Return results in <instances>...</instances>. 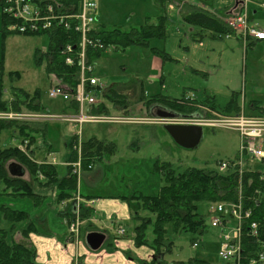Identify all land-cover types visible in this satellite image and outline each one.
Listing matches in <instances>:
<instances>
[{
	"label": "rangeland",
	"instance_id": "374dc122",
	"mask_svg": "<svg viewBox=\"0 0 264 264\" xmlns=\"http://www.w3.org/2000/svg\"><path fill=\"white\" fill-rule=\"evenodd\" d=\"M94 1L98 7V16L106 29L125 31L142 25L147 16L153 18L159 14L165 16V37L152 38L146 44H132L122 49L116 44H112L117 50L107 52L101 60L102 80L107 86L132 83L137 79L143 82L144 91L148 96L162 95L169 99H197L203 102L210 95V99L214 97L217 99V109L221 110L226 107L231 99L233 89L238 91H236L237 96L240 98L245 81L242 58L247 47L244 46L245 50L239 47L235 49V53L225 54L224 51L226 53L232 51L229 44L233 42V39L224 41L217 37L213 38L206 30L201 31L199 27L190 30L191 25L184 19L185 4H183L192 2L196 3V7H198L199 3L204 5L210 13L224 15L226 10L222 7L227 6L229 8L235 0H187L185 2L183 0H164L161 8L155 4L154 1L156 0ZM190 5L195 6L194 4ZM250 6L253 7L256 4L249 5L250 24L259 25L264 29V10L259 8L257 14L252 13L253 19L251 20ZM4 11L2 6V13L5 17ZM198 33L203 35L202 39ZM7 36L4 47L1 46L2 38L0 37V67L1 65L4 67L3 73L0 75V93L2 94L0 102H9L13 88H16L18 95H21L23 91L29 92L30 96L37 92L39 103L50 113L59 114L63 109L64 100L61 97L53 98L49 95L52 76L48 68L49 55L47 51L50 50V35L45 33L41 35L9 34ZM223 42L225 43L221 48L219 44ZM156 50L166 51L171 58L160 55L161 59L156 55ZM59 57L62 58V55ZM259 70L264 73V65H260ZM11 72H18L19 77L15 76V73L11 75ZM133 84L135 85L128 86L126 91L131 96L130 115L136 117L141 113L148 112L143 106L144 104L142 105L141 101L137 100L139 98L136 95L139 96L141 93L139 85L136 86V82ZM262 84L264 86V78H262ZM156 111L152 107L150 108V113L155 115L154 117H157L158 112L156 113ZM111 113L110 116L115 115L114 112ZM214 117L216 116L214 115ZM41 122L44 123L43 127L35 134L38 141H43L45 138L46 144H52L53 156L49 157V160H52L54 155L58 160H61L65 150V137L75 134L77 130H71L72 124L67 120L55 119ZM156 122L150 119L148 124L105 121L84 123L82 128L86 136H95L102 141L114 142L116 148L109 153L103 152L102 157L96 161L94 169L97 177L86 180L81 175L79 186L82 181V193L84 195L93 193L104 198L140 193L156 194L165 184L161 171L156 168L159 163L170 162L177 171H184L189 167L219 171L221 162L234 161L241 156V138L237 130L220 126H205L200 144L194 148H184L175 142L163 125L157 126ZM6 132L11 135L12 128L6 127L4 129L1 138L3 143L7 141ZM11 145L16 144L11 143L7 146ZM262 147L264 148V137ZM251 161L245 159L242 173L247 170V166H250V169L264 172V161ZM60 170L61 173L65 171L61 168ZM86 172L91 171H85L82 174ZM56 183L58 194L59 182L56 181ZM50 186H54V182ZM51 193L53 196V191L48 194ZM4 196H8V194L6 193ZM18 196L16 195L14 198L16 199ZM22 197L30 198V196ZM43 199L45 200L42 196H35L34 207H40ZM64 200L59 201L63 202ZM136 201L134 200L136 204L127 202L132 218L126 219L125 222L129 227L131 240H133L136 224L133 219L134 210H138ZM5 202L7 204H3L8 205L12 210L27 212L15 208L14 204ZM215 205L213 203L201 205L200 210L206 220V226L202 233L188 231L176 235L169 234L174 244L172 249L163 255L165 260L170 263L188 262L191 258H198L208 261L210 264H222L218 255L221 245L219 229L211 225L213 215L209 211ZM80 206L85 209L83 204ZM227 206L229 207L230 204L227 203ZM65 209L68 211L69 207L66 206ZM89 209L91 207H87L88 211ZM96 209L100 211L98 206ZM3 211L0 213V222L1 219H4V227L0 225V229H5L6 232L8 230L10 240V232H13L16 226L14 227V222L7 220L6 212ZM27 213L30 216V213ZM106 216L107 214L100 211L99 218H96L94 222L98 228L105 230L108 234L109 239L107 238L103 249H113L109 243L113 241L114 236L116 237L115 230L112 226V229L107 228V224L110 226V222L104 220ZM9 223L12 224L8 226ZM17 223L19 226L22 225V222ZM85 227L87 226L82 227V243L85 240ZM195 242L197 246H194ZM26 243L29 241L27 240ZM122 252L138 264V259L150 260L155 257L152 255L153 253L143 255L137 247L136 249L128 247ZM89 254L93 255V252L87 251V255ZM96 254L101 256L100 252Z\"/></svg>",
	"mask_w": 264,
	"mask_h": 264
},
{
	"label": "trees",
	"instance_id": "16d2710c",
	"mask_svg": "<svg viewBox=\"0 0 264 264\" xmlns=\"http://www.w3.org/2000/svg\"><path fill=\"white\" fill-rule=\"evenodd\" d=\"M74 2L77 4L78 0H74ZM158 2L163 3L164 1L158 0ZM185 20L191 25L199 27L201 31L209 30L215 33V35H222L230 30L226 22H223L207 10L195 9L185 16ZM8 22L9 20L4 18L3 30L5 34L16 33L6 29ZM165 27V16L160 15L156 19L147 18L139 27H132L125 31L119 29L104 30L102 32H95V34L107 44H116L122 49L132 44H146L152 38L165 37ZM51 35L53 37L51 45L53 58L49 63L50 72H55L57 76L75 85L77 67L65 65L63 58L59 57L60 44H64L63 41L69 37V32L59 31ZM156 52H159L165 58H170L169 54L164 50ZM100 53L99 51L90 52L89 58L92 60L96 59V57L101 55ZM14 93L16 96H14L12 106H2L0 109H13L19 112L35 109L39 105V102L36 101L38 98L37 92L33 93L32 96L27 91H23L21 95H18L16 90ZM108 94L110 99L114 100L115 98L120 103H122V97H125V95L116 91L115 88H110L105 93V95ZM158 99L167 101L174 109L182 111L180 113L187 111V113H195L198 109L189 103L190 100L169 99L162 95H157L152 100L149 99L148 103L158 101ZM73 105L77 106L75 103ZM99 110L106 111L104 107L95 109L97 112ZM222 110L229 113L239 112L241 107L238 105L237 97L234 96L230 99ZM221 113L224 112L221 111ZM8 122L11 125H19L21 129L29 123L15 120H9ZM29 132L31 130L26 133L30 134ZM23 141H27L25 151L21 150L18 146L0 148V195L6 192L8 195L37 196L35 192L33 193V187L29 183L26 181L20 182V180L8 175L6 164L9 160L13 159L25 164L34 179L39 180L40 185L44 187H48L53 182L59 181L58 199H71L74 196L73 193L77 191L76 176L70 171L66 177L59 178L56 167L53 164L37 163L34 161L33 152L29 150V145L32 142L31 137ZM112 147L113 150L116 148L114 142L102 141L95 138L84 142L85 165L89 160H99L102 157L101 152L108 153L112 151ZM156 168L161 171V175L165 181V184L161 186L158 193L147 195L140 193L122 196L129 204L135 203L134 200H137L138 210H134L133 215V219L136 222L133 236L135 246L137 248H147L155 256L150 260L138 259L139 264H210L208 261L198 258H191L188 262L178 261L170 263L164 259L163 255L167 251H170L174 244V241L169 237L170 233L174 235L188 231L202 233L206 226V220L201 213V205L219 202L238 203L241 201L244 208L252 211V221L257 222L259 235L256 238H245L244 244L246 245V249L244 250L250 254L249 257L257 256L263 252L264 172L250 169V166H247V170L242 174L235 169L220 172L196 167L177 171L170 162L159 163ZM40 173H43L45 176L43 180L39 177ZM68 207L70 209V206ZM3 210L6 212L8 221L15 224L22 222L20 230L23 237H28L34 231L27 212L12 210L0 203V213ZM84 214L85 212L83 216ZM244 225L245 227L248 226L247 223ZM8 233V230L6 232L5 229H0V264H38L35 247L24 241L15 239V235L13 234L9 240ZM127 234L124 237L129 236Z\"/></svg>",
	"mask_w": 264,
	"mask_h": 264
},
{
	"label": "built area",
	"instance_id": "2783aa9c",
	"mask_svg": "<svg viewBox=\"0 0 264 264\" xmlns=\"http://www.w3.org/2000/svg\"><path fill=\"white\" fill-rule=\"evenodd\" d=\"M241 10L233 13L225 20L230 28L225 34L226 38L237 36L246 44L249 37L264 40V29L257 25H251L249 19V4H256L264 10V0H239ZM4 14L9 20L7 30L22 34H44L59 31L69 32L60 47V54L67 66L77 67L76 84L71 85L62 77L55 74L49 95L53 98L61 97L65 101L76 103L78 112L73 114L32 111H0V120L15 121H46L67 120L78 126L76 140L72 144L75 153L74 160L68 162L71 173L80 179L85 169H92L95 160H89L84 168L86 157L83 153L82 126L86 122H116V123H145L144 117L110 116V114L95 113L98 106V94L100 89L105 88L104 82L97 73L96 61L89 59L90 52H108L114 49L113 45L107 44L99 38L97 32L98 7L94 0H4ZM214 115L217 117H214ZM211 117V118H210ZM173 122L184 124H196L211 127H226L237 130L241 138V156L232 162H222L219 170L224 172L234 168L242 174L243 162L246 158L250 161H263L264 148V107L256 114H247L243 110L235 114L213 113L211 116H192L174 119ZM24 149V147H22ZM251 161V162H252ZM242 162V163H241ZM39 177L44 179V174ZM80 193L75 196L74 219L68 230V241L80 242V227L82 224V207L80 206ZM94 202V201H92ZM217 203L210 209L213 215L211 225L219 229L221 245L219 258L222 264H264V252L254 257L246 253L245 238H256L259 235V226L252 221V211L244 208L242 202ZM245 223L248 226L245 227ZM118 235H124L126 229L121 224H115ZM197 246V243L194 244Z\"/></svg>",
	"mask_w": 264,
	"mask_h": 264
},
{
	"label": "crops",
	"instance_id": "0c3cea01",
	"mask_svg": "<svg viewBox=\"0 0 264 264\" xmlns=\"http://www.w3.org/2000/svg\"><path fill=\"white\" fill-rule=\"evenodd\" d=\"M183 1L185 2L187 0H183ZM154 2L157 6H159L161 8V6L164 4L165 1L163 3L158 2V0H156ZM183 4H185L184 19H185V16L187 14L193 12L195 9L207 10L204 5L199 4V3H198V7H196V3H192V2H190V4H194L195 6H192V5L188 4L187 2H185ZM2 6H3V0H0V37L2 38L1 46L4 47V44L6 43V39L8 37L7 35H9V34H5V32L3 30V28H4V16L2 13ZM188 6H190V7H188ZM222 8L226 10L224 15L216 14V13H211V14H213L214 16H217L223 22H225V20L228 16H230L233 13H237L241 10L240 1L235 0L234 4L231 5L229 8L227 6L222 7ZM258 11H259L258 7H256V6L251 7L250 6L251 20L253 19L252 13L257 14ZM160 15H162V14H159L154 18L147 16L144 18L143 21H145L147 18L156 19ZM98 19H99L98 24H97V30L98 31L102 32L104 30H111V29L104 28L103 24L101 23L100 17ZM249 19H250V17H249ZM257 26L260 27L259 25H257ZM194 27L195 26L191 25L190 30H194ZM260 28H262V27H260ZM206 32H208V34L211 35V37H213V38L217 37V38L223 39L224 41L225 40L229 41L230 39H233V42L229 44V46L232 48V51L227 52V53L224 51L225 54L235 53L234 52L235 49H238L239 47H242L244 49L245 44H244V40H242L240 37V33L237 36L225 38L224 36L215 35V33H212L209 30H206ZM216 34H218V33H216ZM49 35H50L51 43H50V47H49L50 50L48 49L47 54L49 55L48 59H49V63H50V61L53 58L52 50H51L52 49L51 45L53 43V41H52L53 37L51 34H49ZM198 36L200 37V39H202L203 35L201 33H198ZM246 41H247L246 42L247 46H245V47H247V48H246V51L244 52V56L242 58L243 59V67H244V76H245V81L243 82V89H241V95L239 94L240 98L237 96L238 91L233 89L231 91V96H232L231 99L234 96H236L237 100H238V105H240L241 110H243L247 114H256L260 111V109L262 107H264V86L262 84V78H264L263 77L264 73H262V71L259 70L260 65H264V40H258L256 38L249 37L246 39ZM224 43L225 42L220 43L219 46L222 48V45H224ZM61 46H62V44H60V47ZM156 51H159V50H156ZM160 51H163V50H160ZM100 54L101 55L99 57H96V59H94V60L97 63V73L96 74L98 76H100L102 79L103 73L101 71V69H102L101 60L104 58V56H105V54H107V52H102ZM156 55H158L162 59V57L160 56L161 54L159 52H156ZM170 58H171V56H170ZM49 66H48V68H49ZM3 69H4L3 66L0 67V70H1L0 75H2ZM263 72H264V70H263ZM10 74L11 75L14 74L15 76L19 77L18 72H11ZM50 74H51L52 78H51L49 88H51L53 81H54V78H55L54 72H50ZM65 82H67V81H65ZM135 82L137 83L136 86L139 85V87L141 89V93H140L141 96L139 95L140 96L139 97L138 95H136V97L139 98L137 100H140L142 105L144 104L143 106L145 107V109L148 112V113H143V114L141 113L140 115H138L136 117H144V118H146V120L153 119V120L157 121L156 122L157 126H159V125L162 126L163 124H161V121L165 120L164 119L165 117H159L158 115H156L157 117H154L155 115L150 113V108L154 104H156L154 106H158L159 108H162V109L166 108L169 111H174V112H178V113L182 112L179 109H174L172 106H170L167 103V101L165 102V101H162L159 99H158V101H153L152 103L149 104L148 103L149 99L152 100V98H154L157 95H155L153 97L148 96L146 94V91H144L143 82L141 80H137V79H135ZM135 82L127 83V84H112V85H108V86H107V84L104 83L105 88L100 89V93L98 94L99 104L97 107L94 108V112L95 113L104 112L102 114H112L111 112H114V114H115L114 116H122V115L131 116L130 110H129L131 96H130V94L127 93L126 89L130 85L134 86L135 84H133V83H135ZM110 88H115L116 91H118L120 94L125 95V97H122L123 98V100H121L122 103H120L115 98H114V100L110 99L109 94L105 95V93H107ZM129 90L131 91L132 89H129ZM14 92H15V88H13V93H12V96H11V99L9 100V102L1 101L0 102V108L2 106H8V104H9V106H12L14 96H16ZM1 97H2V94L0 93V98ZM209 97H210V95L208 96V98ZM208 98L205 99V101H203V102L198 101L197 99H194V100L189 99L190 100L189 103L191 105L197 107L198 109L195 111V113H187L188 112L187 111V112H184L181 114H183V115L202 114V115H210L211 116L214 112H221V111L223 112L224 111L221 109H217V106H216L217 105V99L215 97L213 99H210V98L208 99ZM172 99H177V98H172ZM36 101L39 102L38 98ZM64 102L65 103H64L63 109L61 110L60 113L73 114V113L78 112V106L75 107L73 105V102H69V101H64ZM99 107H104V109H106V111H100V110H99V112L95 111V109L99 108ZM36 108L30 109L27 111L41 112V110H42V111L50 112L48 109L46 110L40 103ZM0 111H14V110L13 109H0ZM116 112H118L117 113L118 115L116 114ZM224 113L233 114V112H230V113L224 112ZM235 113H238V112H235ZM166 120H168L169 122H173L174 119H168L167 118ZM28 122H29L28 125H26L23 129H21V127L19 125H16V124L11 125L7 120H0V148L20 146V145H22L23 140H28L31 137L32 142L29 145V150L33 152L34 161L37 163L46 162L49 164H53L56 167V170L58 172V177L59 178L66 177L70 172V170H69L70 168L68 167L69 165L67 164V162L71 161L73 158V155H74V152L72 149V142H75V140H76L75 134H71V135L65 137V140H64L65 150H64V153L62 155L61 160H58L55 155H54L52 160H49V157L53 156L52 144H46L45 138L43 139V141H38V139L35 135L36 132L43 127L44 123L35 122V121H28ZM35 123H37V124H35ZM71 124H72V128L70 126L71 130L72 129L74 131L77 130L76 125L73 123H71ZM137 124H148V122L137 123ZM6 127L12 128V134L9 135V132H6L5 137L7 138V141L5 143H3L1 138L3 137L4 129ZM29 130H31V132H29L30 134H27L26 132H28ZM82 131H83L82 132V138L85 142L88 141L89 139H94V138L98 139L95 136H86L83 128H82ZM10 136H11V139H10ZM11 143L16 144V145L7 146L8 144H11ZM112 150H113V147H112ZM101 153H103V152H101ZM12 163L20 164L24 169V174L23 175H13L9 169V165ZM60 168L62 170H65L64 173H61ZM6 171L10 177L18 179V180H20V182L26 181L27 183H29L33 187V193L35 192L37 194V197L42 196L43 198H45V200L43 199L44 201L40 207H34L33 201H35L34 197L36 195L34 197L30 196V198L29 197H22V195H19L16 199L14 198V197H16L15 194L8 195L10 198L8 196H4V194H6V193H3L0 195V203L2 202L1 204L6 203L5 201H7L10 204H14L15 208H18L20 210H24V211H27L30 213L29 220L32 224L31 226L34 227V231H32L28 237L27 236L23 237L21 230H20L22 225L19 226L18 223L17 224L14 223V226H16V227L14 228L13 232H10V234L15 235L14 237L17 240H21L24 242H26L28 240L29 241L28 244H31L33 247H35V249L37 250V259L36 260H37L38 264H138V263L134 262L132 259H130L126 254L124 255V253L122 252V250H125L128 247L136 249L134 241L131 240L129 238V236L120 237V238H116L114 236L113 241L109 243L110 247H113V249H109V248L103 249V246L106 244V241L109 239L107 237L108 234L105 230L98 228L96 226V223L94 222V220L96 218H99L98 217L99 212L103 211L105 214H107V216L104 218V220L106 219V220H108V222H110V226H108V224H107V228H111V226L113 228L114 227L113 226V222H114L113 219H115V220L119 219L118 221L121 224H123L125 227H127V229H128L129 227L126 225L125 220L132 218V215L129 212V209L127 207L128 201L122 197L124 195H119L116 197H106V198H110V199H106L104 197L96 196L93 193L92 194L88 193V194L84 195L82 193L83 188L81 186H83V184L81 181L80 186H79V190H80L79 195H80V200H81L80 203L85 206V209L83 210V212H85V215L84 216L81 215L82 224L80 227V237H79L80 242L70 243L68 241V230H69L70 223L74 219V211H72V210L66 211L65 207L68 206L67 205L68 203H71V202L76 203L77 199L72 198L71 200H68V202L67 201H63V202L59 201L60 199H58V197H57V191H58L56 188L57 183L54 182V186H50V187H46V186L44 187V186L40 185V181L37 179H34L33 175L29 172L28 167L25 164L21 163L20 161L12 160V161L8 162L6 164ZM85 171H91V172L83 173L82 174L83 179L88 180V179H93V178L97 177L94 167L91 170L85 169L84 172ZM88 187H90V186H88ZM52 191L54 192L53 196H52V193L50 195L48 194ZM92 201H94L95 203L93 204ZM97 206H98V209L100 211H98L96 209ZM87 207H91V209H89V211H88ZM86 212H88V213H86ZM3 222H4V219H1L0 225H2L4 227ZM11 224L12 223H9L7 225L9 226ZM85 225L87 226V227H85V240H83V243H82V240H81V235L83 233L82 227ZM6 228H8V227H6ZM96 229H98V230H96ZM94 231H101V232H104L106 234V239L104 240L103 245L97 250L91 249L86 242L87 234L90 232H94ZM127 235H129V230H128ZM138 249H139V251H142L141 253L143 255L152 254L150 252V250H148L147 248L141 247ZM89 250L91 252H93V255L92 254L87 255V251H89ZM106 250H107V252H106ZM98 252H100L101 256H97L96 253H98ZM86 255L88 257L85 260L84 258Z\"/></svg>",
	"mask_w": 264,
	"mask_h": 264
},
{
	"label": "water",
	"instance_id": "95a60500",
	"mask_svg": "<svg viewBox=\"0 0 264 264\" xmlns=\"http://www.w3.org/2000/svg\"><path fill=\"white\" fill-rule=\"evenodd\" d=\"M163 110V109H162ZM159 117L173 118L176 115H182L180 113L163 110L158 112ZM165 129L173 137L175 142L184 148H194L198 146L202 140L203 127L201 125H188L181 123H165ZM10 172L13 175H23L24 169L18 163H12L9 165ZM106 239V234L101 231L90 232L86 236V242L91 249L97 250ZM172 264V263H171Z\"/></svg>",
	"mask_w": 264,
	"mask_h": 264
},
{
	"label": "flooded vegetation",
	"instance_id": "af4514ba",
	"mask_svg": "<svg viewBox=\"0 0 264 264\" xmlns=\"http://www.w3.org/2000/svg\"><path fill=\"white\" fill-rule=\"evenodd\" d=\"M154 105H156V104H154ZM154 105L152 106V109L157 110L156 113H157V112H162V111H163L162 108H159L158 106H154Z\"/></svg>",
	"mask_w": 264,
	"mask_h": 264
}]
</instances>
